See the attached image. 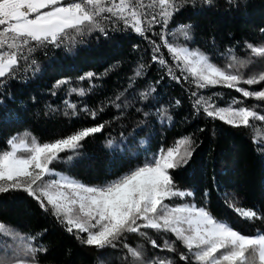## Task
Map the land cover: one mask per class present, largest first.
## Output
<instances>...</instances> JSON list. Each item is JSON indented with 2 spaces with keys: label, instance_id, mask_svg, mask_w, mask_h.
<instances>
[{
  "label": "trees",
  "instance_id": "obj_1",
  "mask_svg": "<svg viewBox=\"0 0 264 264\" xmlns=\"http://www.w3.org/2000/svg\"><path fill=\"white\" fill-rule=\"evenodd\" d=\"M189 21L193 22L190 39L182 43L198 49L222 68L233 63V57L247 62L246 67L235 63L231 69L245 78L264 72V58H254L246 46L264 45V0H212L210 5L201 1L181 7L173 18L174 24L186 25ZM123 29L105 36L85 33L83 41L72 44V50L65 51V45L57 47L59 52L42 59L38 67L29 65V72H33L29 78L8 80L7 87L0 88V149L7 148V140L17 134L29 132L40 142H50L108 122L102 133L82 141L71 161L65 157L54 166L55 171L86 185H99L142 164L146 156L161 147L167 149L175 146L177 140L191 137L194 152L188 164L170 171L177 187L194 195L184 200L176 198L174 204L195 203L244 234L256 229L264 231V223L241 219L225 202L227 199L237 206L264 210V153L258 152L253 143L255 134L264 146V122L253 120L251 128L233 127L207 117L201 110L197 113L186 87L168 78L166 69L152 61V39ZM141 63L146 65L144 75L135 77V69ZM88 72L96 73V77L81 81L80 77ZM57 81L68 83L57 88ZM241 86L260 90L264 82ZM81 87H91V91L85 96L71 92L72 88ZM153 88L155 91L147 99L141 98L142 92ZM213 90L241 95L219 85L210 89ZM202 93L208 92L199 89V97ZM229 96L224 92L217 105L230 101ZM176 101H180L179 105ZM253 101L262 106L264 114V101ZM69 104L76 105V115ZM85 108L97 111L96 118L83 111ZM121 134L127 137L125 150L110 149L108 141L119 144ZM141 141L146 143L142 145ZM0 221L22 236L44 233L33 242L34 246L42 244L47 248L38 254L39 264H133L124 242L132 247L142 246L145 260L172 258L175 264H185L179 259L180 253L187 251L181 242L171 233L152 229H142L148 238L129 233L117 247L98 251L67 232L51 210L45 212L23 191L0 193ZM150 240L161 247L154 248ZM165 240L175 242L177 251L162 249ZM9 242L14 246L21 243Z\"/></svg>",
  "mask_w": 264,
  "mask_h": 264
},
{
  "label": "snow or ice",
  "instance_id": "obj_2",
  "mask_svg": "<svg viewBox=\"0 0 264 264\" xmlns=\"http://www.w3.org/2000/svg\"><path fill=\"white\" fill-rule=\"evenodd\" d=\"M202 2L210 5L212 0ZM181 6H178L177 0H151L148 4L144 0H0V87L15 78L21 60L27 61L39 48L76 43V38L85 33L107 35L109 25L113 30H120L121 23L123 30L130 29L144 36L154 24L167 26ZM145 17L150 19L146 21ZM190 28L191 25H183L178 29L185 40L190 39ZM261 32L264 33V29ZM158 35L172 62L182 73L186 72L198 88L221 85L234 89L245 99L264 101V87L249 90L241 86L261 84L264 82V72L245 78L238 70L231 69L235 63L246 67L247 62L236 61L233 57V63L222 68L198 49L170 43L162 33ZM152 43V61L167 68L170 78L179 83V77L168 67V60L163 55H157L161 52V45ZM246 46L254 58H264V45ZM32 63L35 64V60ZM145 68L146 65L141 63L135 69V77H142ZM95 77L96 73L88 72L80 80ZM67 83L57 81L54 87L59 88ZM89 91L91 87L71 89L80 96L87 95ZM152 91L155 89L142 92L141 98L147 99ZM191 95L197 96V93ZM119 98L117 96V100ZM211 100L212 97L207 100L200 97L194 101L193 107L197 112L203 107L207 117L219 119L233 127L251 128L253 120L264 122V114L256 111L257 105L240 106L244 100L233 97L227 107H217ZM176 103L179 105L180 101ZM68 106L76 115V105ZM116 106L120 107L119 104ZM83 111L93 119L98 115L97 111L87 108ZM107 125L108 122L95 124L50 142H40L29 132L10 137L6 142L7 148L0 149V193H27L45 212L51 210L67 232L98 251L117 247L129 233L148 238V233L142 229H152L157 233H171L181 242L187 251L181 252L179 259L185 264H264V231L256 229L252 234H244L228 222L214 217L202 206L195 203L174 204L176 198L184 200L194 195L190 191L180 190L170 171L188 164L194 152L191 137L177 140L173 147H161L150 157L146 156L142 164L99 185H86L54 170L57 162L65 157L71 161L82 147V141L102 133ZM126 141L127 137L121 134L119 144L109 140L107 146L124 151ZM145 143L141 141L142 145ZM253 143L258 152L264 153V146L255 134ZM136 155L138 158L139 154ZM225 202L241 219L252 224L256 221L264 223V210L237 206L235 201L227 199ZM43 234L22 236L12 226L0 221V264H39L38 254L46 252L47 248L42 244L34 246L33 242ZM9 241L21 243L14 246ZM150 242L154 248L161 247L155 240ZM123 247L132 257L133 264H175L172 258L145 260L142 246L132 247L124 242ZM162 249L173 253L177 251L175 242L168 240H165Z\"/></svg>",
  "mask_w": 264,
  "mask_h": 264
},
{
  "label": "built area",
  "instance_id": "obj_3",
  "mask_svg": "<svg viewBox=\"0 0 264 264\" xmlns=\"http://www.w3.org/2000/svg\"><path fill=\"white\" fill-rule=\"evenodd\" d=\"M202 0H194V2H186V0H177V4L178 6H180L182 4L181 7H185L188 5H194L198 2H201ZM145 4H148L151 2V0H144ZM180 7V8H181ZM148 19H150V17H145V20L147 21ZM186 25H193V22L190 21L189 23H187ZM120 28H124V25L121 23L119 25V29ZM112 27L109 25L108 29H107V34L110 35V32L112 31ZM189 32V29H188ZM98 35H100L101 33L96 32ZM158 33H162V34H173V37H181L182 40H185L184 36L181 34L180 31L175 32V33H168L167 31V26H161L160 24H154L151 27L150 31H147L144 35H149L152 39V42H155V44L157 45H161V52L158 53L157 55H163L167 60H168V67H171L173 69V71L175 72L176 76L179 77L182 85H184L186 87V90L188 91V94L191 96V101L194 103V101L196 99L199 98V89L202 88H198L196 85V82L192 79V78H188V79H181V71L176 67V65L172 62V58L171 55L168 53L167 48L163 47L162 44L163 42L160 39V35H158ZM84 39V35L82 36H78L76 38V41H83ZM170 42V41H169ZM72 44H66L65 45V51L67 50H72ZM153 44V43H152ZM57 52V47H53L51 45L44 47V48H39L37 49L35 52H33L31 54V56L29 57V59L27 61L21 60L20 65L18 67V71L16 72L15 75V82L19 81L21 79H25L28 78L30 75L33 74V72H29V65H37V67L40 64V61L42 59L45 58H49L52 55L56 54ZM32 60H35V64L32 63ZM167 70V68H166ZM8 85V81L6 84H4L2 87L0 88H5ZM196 92L197 96H192L191 93ZM203 111V107H201L199 109V111ZM197 111V110H196ZM198 113V112H197Z\"/></svg>",
  "mask_w": 264,
  "mask_h": 264
},
{
  "label": "rangeland",
  "instance_id": "obj_4",
  "mask_svg": "<svg viewBox=\"0 0 264 264\" xmlns=\"http://www.w3.org/2000/svg\"><path fill=\"white\" fill-rule=\"evenodd\" d=\"M180 28V26H177L176 31L178 32V29ZM179 39V40H178ZM168 41H170V43H173V44H177V45H186L187 47H189L187 44H184L182 42H185L186 40H182L181 37H169ZM190 48V47H189ZM190 49H196V48H190ZM183 74L185 75L184 77H187V78H191L190 76H188V74L185 72H183ZM218 86V85H217ZM221 86V85H219ZM223 87V86H221ZM207 89L209 91H207ZM210 89H213V87H209V88H202L200 89L201 91H204V92H208V93H202V95L200 97H203L205 100L208 99V97H212V100L210 101L211 103H214L215 106L217 107H227L228 104H230L233 100V97H235L237 100H244V104L240 105V106H248L250 107V105H255V102L253 101V99L251 98H247L245 99L244 97H242L240 95V97L237 96V94L235 93H232L230 91H227V90H213V91H210ZM226 92L227 94L229 93L230 96L228 97V99H230V101H224L223 100V103L221 106L217 105V100H221L223 99V93ZM199 97V98H200ZM258 107L256 108V111L258 112V114H263V110H262V106L261 105H257ZM57 172V171H56ZM60 173V172H58ZM63 174V173H62ZM65 175V174H64ZM67 176V175H66ZM176 202V200L174 201Z\"/></svg>",
  "mask_w": 264,
  "mask_h": 264
},
{
  "label": "bare ground",
  "instance_id": "obj_5",
  "mask_svg": "<svg viewBox=\"0 0 264 264\" xmlns=\"http://www.w3.org/2000/svg\"><path fill=\"white\" fill-rule=\"evenodd\" d=\"M199 3V2H198ZM176 14V13H175ZM190 22V21H189ZM188 22V23H189ZM177 26H183L182 24H179V23H173V20H171L170 22H169V24L167 25V31H168V33H175V32H177L176 31V29L175 28H177ZM130 30V29H129ZM111 33V32H110ZM130 33H133V34H136L134 31H132V30H130ZM136 35H138V34H136ZM164 36H165V39L168 41V39H169V37H173V34H163ZM103 36H105L104 34H103ZM138 36H140V35H138ZM140 37H143V38H145V37H148V38H151L149 35H144V36H140ZM79 42V41H78ZM74 44V43H73ZM62 47V46H61ZM60 48V47H59ZM166 69V68H165ZM167 71V70H166ZM185 73V72H184ZM186 75V74H185ZM182 72H181V79H188V78H186V77H184L185 76ZM31 76V75H30ZM29 76V77H30ZM166 76L168 77V78H170V76L166 73ZM28 77V78H29ZM171 79V78H170ZM173 80V79H172ZM176 82V81H175ZM181 82V81H180ZM2 89V88H1ZM189 95V94H188Z\"/></svg>",
  "mask_w": 264,
  "mask_h": 264
}]
</instances>
